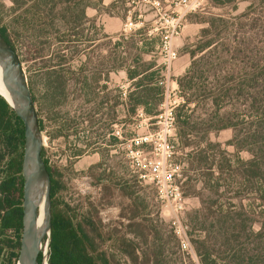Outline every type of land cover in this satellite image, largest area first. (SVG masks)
<instances>
[{"label":"rangeland","instance_id":"1","mask_svg":"<svg viewBox=\"0 0 264 264\" xmlns=\"http://www.w3.org/2000/svg\"><path fill=\"white\" fill-rule=\"evenodd\" d=\"M178 1L103 0L101 5L91 0L85 10L88 21L79 27L46 28L39 38L21 27L16 52L44 124L45 158L59 182V197L77 206L80 213L92 215L95 206L104 231L115 228L126 233L133 222L148 225L155 245L166 242L164 264H199L189 224V214L199 207L198 186L189 180L193 188L184 186L186 249L172 231V212L157 199V173L160 177L176 166L179 187L187 181L183 170L191 179L195 175L192 145L179 143L173 127L176 109L183 104L176 79L189 66V53L200 55L197 46L203 42L216 41L222 55L225 41L264 39V0H226L219 6L211 0H189L187 6L177 5ZM32 3L26 0L13 10L12 0H0V26L13 20L21 24L15 18ZM172 18H180L171 39L176 57L164 62L160 43ZM213 18H223L228 27L214 20L216 27L211 29L207 21ZM208 27L207 33H201ZM121 61L124 67L134 65L138 70L154 66L149 73H154L159 94L144 106L135 104L140 89L132 84L137 80L130 81L124 70H114ZM47 62L50 69L44 66ZM51 71L60 76L58 81L54 76L48 78ZM231 137V129L208 135L210 141L234 154L226 145ZM239 156L248 158L244 151ZM155 165L158 172L153 170ZM133 212L138 216L130 220ZM6 237L13 240L14 233L8 231ZM136 241L146 249L140 238ZM7 256L4 250L0 264H6Z\"/></svg>","mask_w":264,"mask_h":264},{"label":"trees","instance_id":"2","mask_svg":"<svg viewBox=\"0 0 264 264\" xmlns=\"http://www.w3.org/2000/svg\"><path fill=\"white\" fill-rule=\"evenodd\" d=\"M25 1L12 0L13 10ZM31 1L30 9L15 18L21 24L13 20L0 26V33L15 51L23 28L39 38L45 35L46 28L73 29L88 21L85 10L91 7V0ZM97 1L102 5L103 0ZM211 1L216 6L226 2ZM214 20L228 27L223 18H213L207 21L211 29L216 27ZM209 27L201 33H207ZM221 47L222 55L216 41L201 43L197 46L200 55L191 51L188 68L176 79L183 104L176 109L174 132L179 143L192 145L191 156L196 165L192 169L194 179L183 170L187 181L180 187L184 194L188 180L198 186L199 207L189 214V224L199 264H264V39L225 41ZM41 52L38 49L37 54ZM49 64L44 66L50 69ZM153 67L126 68L121 61L114 69L124 70L130 81L137 80L132 84L140 89L136 105L144 106L159 94L153 82L154 73H149ZM47 74L48 78L60 79L54 71ZM32 99L34 102L33 96ZM38 122L44 132L42 118L38 117ZM224 129L232 130L226 145L233 148L234 154L208 138L211 132ZM23 147V123L0 96V259L6 250V264L16 263L21 238ZM242 151L248 154L247 159L239 156ZM41 155L51 180L47 264L165 263L166 242L155 245L148 225L133 222L126 233L115 228L104 231L95 206L91 215L88 211L80 213L77 206L63 201L44 147ZM189 186L193 188V184ZM137 216L133 212L129 219L135 220ZM8 231L14 233L13 240L7 239ZM138 238L146 249L139 246Z\"/></svg>","mask_w":264,"mask_h":264},{"label":"water","instance_id":"3","mask_svg":"<svg viewBox=\"0 0 264 264\" xmlns=\"http://www.w3.org/2000/svg\"><path fill=\"white\" fill-rule=\"evenodd\" d=\"M0 74L12 103L4 100L22 121L24 129L22 231L15 264H47L51 230V180L41 155L43 135L23 63L1 33ZM42 202L43 220L37 227L35 218ZM40 255L42 259L39 261Z\"/></svg>","mask_w":264,"mask_h":264},{"label":"built area","instance_id":"4","mask_svg":"<svg viewBox=\"0 0 264 264\" xmlns=\"http://www.w3.org/2000/svg\"><path fill=\"white\" fill-rule=\"evenodd\" d=\"M189 0H179L177 5L187 6ZM196 7H191L195 10ZM170 19V18H168ZM166 20L167 23L170 20ZM180 18H172L173 23H170V28L165 31L163 38L160 43V54L162 55L164 62H170L176 57V53L172 47V36L176 34V29L178 28V22ZM154 172H158V166L153 167ZM178 169L174 166L171 169H167L162 172L159 177L156 174V187H157V199L162 204L163 207L168 208L172 212L170 217V224L172 231L175 236L179 239L180 246L183 249L189 247L188 239L186 236L187 225L183 223L182 216L186 210V200L183 196L180 187L176 184V176Z\"/></svg>","mask_w":264,"mask_h":264},{"label":"bare ground","instance_id":"5","mask_svg":"<svg viewBox=\"0 0 264 264\" xmlns=\"http://www.w3.org/2000/svg\"><path fill=\"white\" fill-rule=\"evenodd\" d=\"M0 95L5 98V100L8 102V103H12L11 102V98L9 96V93L7 91V89L5 88L4 84H3V81H2V78H1V74H0ZM42 220H43V202L39 205V208H38V215L37 217L35 218V225L37 227H39L42 223Z\"/></svg>","mask_w":264,"mask_h":264},{"label":"crops","instance_id":"6","mask_svg":"<svg viewBox=\"0 0 264 264\" xmlns=\"http://www.w3.org/2000/svg\"><path fill=\"white\" fill-rule=\"evenodd\" d=\"M185 68H186V67H183V70H182V72L186 71V70H185Z\"/></svg>","mask_w":264,"mask_h":264}]
</instances>
